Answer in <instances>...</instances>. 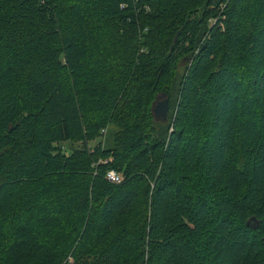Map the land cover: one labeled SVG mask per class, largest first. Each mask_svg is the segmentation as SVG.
Segmentation results:
<instances>
[{
	"label": "trees",
	"instance_id": "1",
	"mask_svg": "<svg viewBox=\"0 0 264 264\" xmlns=\"http://www.w3.org/2000/svg\"><path fill=\"white\" fill-rule=\"evenodd\" d=\"M0 264H264V0H0Z\"/></svg>",
	"mask_w": 264,
	"mask_h": 264
},
{
	"label": "water",
	"instance_id": "2",
	"mask_svg": "<svg viewBox=\"0 0 264 264\" xmlns=\"http://www.w3.org/2000/svg\"><path fill=\"white\" fill-rule=\"evenodd\" d=\"M162 98L163 101L158 102L157 105L153 106L152 114L156 121L165 123L167 121V115L169 111L168 100L165 98V95H160L156 98V101Z\"/></svg>",
	"mask_w": 264,
	"mask_h": 264
},
{
	"label": "rangeland",
	"instance_id": "3",
	"mask_svg": "<svg viewBox=\"0 0 264 264\" xmlns=\"http://www.w3.org/2000/svg\"><path fill=\"white\" fill-rule=\"evenodd\" d=\"M212 22L210 21L208 24H211ZM180 75V71L178 73ZM163 101V98L162 99H159L158 101H156V99L153 101L152 105H151V108H153V106L157 105L158 102H161ZM108 136V135H107ZM107 136L102 140V141H106L107 140ZM94 143H91L90 145L93 146ZM63 147V150L65 153L67 154H70L72 152V150L74 149H79L80 148V142L79 141H76V142H66V143H63V145H61ZM122 178L124 179V176L122 175V173H120Z\"/></svg>",
	"mask_w": 264,
	"mask_h": 264
},
{
	"label": "built area",
	"instance_id": "4",
	"mask_svg": "<svg viewBox=\"0 0 264 264\" xmlns=\"http://www.w3.org/2000/svg\"><path fill=\"white\" fill-rule=\"evenodd\" d=\"M101 134H105V131H102ZM105 179L111 184H120L123 180L121 174L113 170H110L106 173Z\"/></svg>",
	"mask_w": 264,
	"mask_h": 264
}]
</instances>
